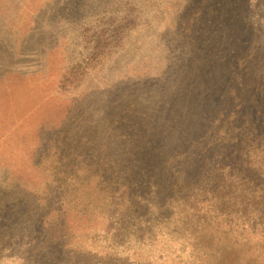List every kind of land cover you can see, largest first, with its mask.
I'll use <instances>...</instances> for the list:
<instances>
[{
  "label": "rangeland",
  "instance_id": "1",
  "mask_svg": "<svg viewBox=\"0 0 264 264\" xmlns=\"http://www.w3.org/2000/svg\"><path fill=\"white\" fill-rule=\"evenodd\" d=\"M262 89L264 0H0V236L22 239L0 264H24V220L41 223L20 201L47 169L117 155L125 120L172 137L198 113L192 131L207 130L219 104Z\"/></svg>",
  "mask_w": 264,
  "mask_h": 264
},
{
  "label": "trees",
  "instance_id": "2",
  "mask_svg": "<svg viewBox=\"0 0 264 264\" xmlns=\"http://www.w3.org/2000/svg\"><path fill=\"white\" fill-rule=\"evenodd\" d=\"M261 92L246 107L219 104L196 133L198 113L172 125V137L125 120L117 155L47 169L41 185L53 195L37 189L20 201L24 219L41 223L24 220V264H264ZM8 235L0 252L21 243L5 244Z\"/></svg>",
  "mask_w": 264,
  "mask_h": 264
}]
</instances>
